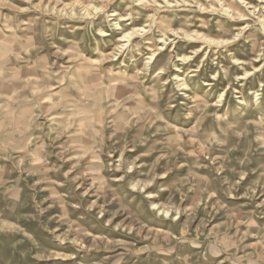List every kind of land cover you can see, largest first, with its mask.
I'll list each match as a JSON object with an SVG mask.
<instances>
[{"label": "clouds", "instance_id": "clouds-1", "mask_svg": "<svg viewBox=\"0 0 264 264\" xmlns=\"http://www.w3.org/2000/svg\"><path fill=\"white\" fill-rule=\"evenodd\" d=\"M111 2L100 0L102 19L87 20L83 39L74 33L71 25L60 20H55L52 28L46 27L48 21H44L45 26L36 33L39 43L48 51L45 57L33 62L34 76L42 74L45 83L54 86L45 88L47 118L51 124L49 131H40V135L52 143L63 137L58 157L62 160L75 157V163L82 165L80 172L66 181L71 185L68 198L82 202L83 197L76 189L79 185L90 186L91 194L98 200L117 207L129 231L140 240L147 231L143 221L169 229L151 233L154 242L143 249L127 246L114 257L112 264H144L141 251L152 255L151 264H264V184L260 186L259 196L251 188L245 193L249 197L246 202L249 210L240 206L239 201L227 200L236 190V178L242 177L245 169L264 175V0H254V5L238 0L244 6L243 13L231 18L244 21L243 26L233 34L231 26L224 29L217 21L226 43L203 38V45L197 51H207L204 59L194 66L196 52L182 54L176 48V41L201 39L192 33L196 21L188 16L179 29H173L175 16L157 19V14L181 7L193 12L221 11L223 5L214 9L210 4L205 8L197 0L191 3L162 0L159 4L156 0L150 4L147 0H130L128 8L118 13L108 11ZM137 3L154 9L153 16L142 28L132 29L130 37H140L136 44H131L130 37L126 38L117 53L122 57L106 62L113 61V57L105 56L113 43L106 37L109 33H123L132 25L135 17L129 9ZM236 3L233 0V6ZM28 4L42 15L49 11L42 6V0L36 4L28 0ZM201 24L207 26L204 21ZM69 34L72 43L66 53L61 52V38ZM169 44L176 50H169L166 59L161 57L153 63L161 48ZM16 55L10 47L4 53L5 58ZM256 61H262L259 68L253 67ZM30 83L31 80L20 90L26 93L23 99L30 104L27 114L17 111L9 97L0 103V139L11 141L23 137L21 151H26L33 142L29 137L40 129L32 109L44 103V98L32 91ZM221 91L228 93L230 108H220L223 96L219 99L217 96ZM53 111L55 116L51 114ZM209 117V123L201 129L200 125ZM194 122L195 129L191 127ZM154 131L166 135L154 136ZM194 134H199L206 147H190L189 137ZM129 140L150 150L155 148L157 162L163 161L161 175L173 169L187 170L184 179L170 186L171 195L166 204L155 203L153 193L146 191L157 179L155 167L149 170L147 180H133L128 174L140 167L134 160H113L111 166L107 162L109 154L121 152L123 149L118 145L124 142L126 148ZM213 145L214 151L227 153L239 148L241 155L218 159L208 151ZM50 146L41 148L43 162L47 158L44 148ZM206 156L210 158L206 160ZM252 159L258 167L249 169ZM43 162L32 160V163ZM201 169L202 173L198 171ZM225 169L231 171V179L218 174ZM174 175L182 173L178 171ZM18 192L19 189L10 190L4 195L16 196ZM189 192L194 194L191 209L172 199L177 193L181 198L187 197ZM198 199L204 207L199 209L201 218L197 221ZM221 201L235 207H224ZM60 206L64 208V203ZM36 207L39 214V204ZM183 215L188 217L187 224L180 220ZM219 221L225 223L215 227Z\"/></svg>", "mask_w": 264, "mask_h": 264}, {"label": "rangeland", "instance_id": "rangeland-1", "mask_svg": "<svg viewBox=\"0 0 264 264\" xmlns=\"http://www.w3.org/2000/svg\"><path fill=\"white\" fill-rule=\"evenodd\" d=\"M158 1L162 2V0ZM248 1L254 5V0ZM32 3H41V0H32ZM129 3L130 0H113L109 3L108 11L121 13L128 8ZM237 3L236 6H233V3L228 5L234 11L243 12L244 7L241 8L242 5L238 0ZM4 4H10L12 7L5 8ZM138 4L129 9L135 17L132 25H129L123 33H109V36L106 37V39L113 40L112 45L105 53L106 57H113V61L106 62H115L122 57V54L118 55L117 53L120 45L126 40L119 41L120 37L131 33L134 28H142L153 16L154 9L149 8V10ZM216 5L217 8L221 6L219 3ZM42 6L49 10L43 15L38 9L31 8L28 0H0V103L4 102V97H9V102H14L17 111L27 114L30 104L24 101L26 93L20 90L30 80L29 86L32 91L44 98V103L39 108L32 109L31 114L37 117L40 129L34 133L33 137H29L33 142L28 144L26 151H21L24 148V144L21 142L23 137L11 141L0 139V264H112L114 257L123 252L127 246L143 249L145 245L154 242L151 233L168 232L169 229L156 223L143 221L147 225V231L141 234L143 240H140L134 232L129 231L127 221L117 211V207L98 200L91 194L93 189L90 186L79 185L77 187V192L83 197L82 202L76 198H68L67 193L71 185L66 181L73 179L80 172L82 165L75 163V157L63 160L58 157L57 153L60 151L58 146L63 142V137H57L52 143L46 136L40 135V131H49L48 126L51 124V120L47 118L48 101L45 88H54V86L47 85L42 74L34 76L33 62L38 57H45V53L48 51L39 43V36L36 33L45 26L44 21H48L46 27L52 28L53 22L60 20L71 25L74 33L83 39L84 25L87 20L94 16L95 20H100L102 14L99 9L100 0H42ZM225 9L223 7L221 11L214 13L212 11L193 12L190 8L181 7L174 12L162 10L157 14V19L161 16L169 18L175 16L176 19L172 27L179 29L182 21L191 16L196 21L192 25V33L199 32L218 42H223L227 38L222 34L217 21L223 25L224 29L231 26L233 34L244 23L238 20L233 22L227 16ZM201 21L206 22L207 26L201 24ZM122 23H126V21H122ZM130 40L134 45L140 40V37H131ZM70 43H72L71 34L61 38L60 51L66 53ZM202 45L200 42L188 43L185 39L176 41V48L181 49L182 54L196 52L197 59L194 60L193 66L204 59L207 49L202 52L197 51L201 49ZM9 47L17 55L5 58L4 53ZM229 47L231 48V45ZM162 49L157 53L153 63L160 60L161 57L166 59L169 50H176L172 44H169L166 49L165 47ZM261 62H255L253 67L259 68ZM237 74L244 75L243 72ZM212 87L215 88L216 85ZM225 87H227V83H225ZM205 88H207V84H205ZM230 91L231 89H229ZM221 96H223V101L220 108H230L228 93L221 91L217 99ZM42 112L45 114L42 115ZM51 114L55 116L54 111ZM210 119L211 117L205 120L200 128L203 129ZM196 126L195 122L191 125L193 129ZM176 127L179 129L180 126ZM165 135L166 133L154 131V136ZM189 144L190 147L197 146L201 149L206 147L199 134L189 137ZM44 145H51L44 148V151L47 152L46 162H43L45 157L41 153V148ZM118 147L123 150L114 155L109 154L107 162L111 166L113 160L117 162L134 160L140 167L134 168L128 174L129 178L147 180L149 170L155 167L157 179L147 187L146 191L153 193L152 199L157 204H166L171 195L170 186L188 175L184 168L173 169L172 172L161 175L160 165L163 164V161L157 162L158 153L155 148L150 150L148 146L134 144L132 140L128 141L126 148L124 142ZM214 149H216L215 145L208 148L210 155H215L221 160L226 155L233 157L241 155L239 148L235 147L231 153L214 151ZM209 158V156L205 157L206 160ZM33 159L43 163H32ZM255 167L258 165L255 159H252L248 168L254 169ZM178 171L182 175H174ZM198 171L202 173L203 169ZM244 171L245 174L242 177L236 178L238 181L236 190L227 200L239 201L240 206L249 210L246 203L249 197L245 193L251 188L255 195L259 196L260 186L264 184V175L255 170L245 169ZM218 174L227 175L229 179L232 177L229 169ZM16 189H19L16 196L4 195L5 192L10 193V190ZM193 198L192 192H189L188 196L184 198H181L179 193L172 196L174 202L179 201L182 207L189 209L193 207ZM211 199L210 197L209 203ZM61 203H64V208H61ZM221 203L224 207H235V205L228 204L227 201H221ZM37 204L40 206L39 214ZM196 206L198 221L201 218L199 209L204 207L203 201L196 200ZM257 206H259L258 203ZM180 220L185 224L188 223L186 215L181 216ZM179 222L177 221V223ZM224 223V221H219L215 227H221ZM254 243L255 240H253ZM139 255L143 258L144 264H151L152 255L145 251H141Z\"/></svg>", "mask_w": 264, "mask_h": 264}, {"label": "bare ground", "instance_id": "bare-ground-1", "mask_svg": "<svg viewBox=\"0 0 264 264\" xmlns=\"http://www.w3.org/2000/svg\"><path fill=\"white\" fill-rule=\"evenodd\" d=\"M156 2H157V4H159V1L158 0H156ZM170 2H171V0H170ZM188 2L189 3H191V0H188ZM197 2L198 3H200V4H202V5H204L205 6V8H207L206 7V5H211L214 9H216L217 8V5H216V3H219V5H223L226 9H225V11L227 12V16L233 21V22H235V21H237V20H234V19H232L231 17L234 15V14H242L243 12H238V11H234V10H232V8H231V6L230 5H228V4H231V3H233V2H231V0H197ZM147 3H151V0H147ZM247 3H250V1H248L247 0ZM238 4V3H237ZM251 4V3H250ZM138 5H142V4H138ZM242 6H241V8H243L244 6H243V4H241ZM135 6V5H134ZM97 8V7H96ZM145 8H147V9H149V8H151V7H145ZM100 9V8H99ZM150 10V9H149ZM232 10V11H231ZM96 11V10H95ZM165 11V10H164ZM240 11V10H239ZM93 12H94V10H93ZM201 12V11H200ZM212 12H214V13H218L219 11H212ZM85 13V12H84ZM92 13V12H91ZM94 14H96L95 12H94ZM101 14V13H100ZM86 15V14H85ZM98 15V14H97ZM85 17V16H84ZM95 17V16H94ZM93 18V17H92ZM231 21V22H232ZM238 21H240V22H244V21H242V20H238ZM193 35L194 36H199V37H201V39H196V38H193V39H191V40H188V39H185V41H187L188 43H191V44H194V43H197V42H200V43H202L203 44V38H209V36H206V35H204V34H201V33H199V32H194L193 33ZM130 37V32L129 33H126L124 36H122V37H120V39H119V41H125L126 40V38H129ZM131 38V37H130ZM209 39H211V38H209ZM212 40H214V39H212ZM215 41H216V39H215ZM220 42V41H219ZM125 43V42H124ZM220 43H226V41H223V42H220ZM166 49V48H165ZM161 50H163L162 48H161ZM160 50V51H161ZM165 51V50H164ZM198 52H200V51H198ZM202 52V51H201ZM157 55V54H156ZM197 56V55H196ZM256 62H260V61H256Z\"/></svg>", "mask_w": 264, "mask_h": 264}]
</instances>
